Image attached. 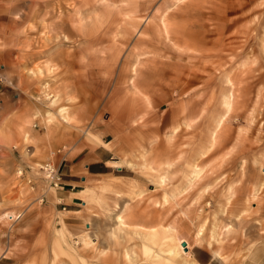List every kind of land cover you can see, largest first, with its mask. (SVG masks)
Masks as SVG:
<instances>
[{
    "label": "rangeland",
    "instance_id": "1",
    "mask_svg": "<svg viewBox=\"0 0 264 264\" xmlns=\"http://www.w3.org/2000/svg\"><path fill=\"white\" fill-rule=\"evenodd\" d=\"M188 260L264 264V0H0V264Z\"/></svg>",
    "mask_w": 264,
    "mask_h": 264
},
{
    "label": "crops",
    "instance_id": "2",
    "mask_svg": "<svg viewBox=\"0 0 264 264\" xmlns=\"http://www.w3.org/2000/svg\"><path fill=\"white\" fill-rule=\"evenodd\" d=\"M112 61H110V62H112ZM109 63L107 64V67H108V65H110ZM108 72H109L108 75L111 76L110 78L112 79L114 77V74H111V71L109 69H108ZM127 72H128V70H127ZM127 75H126V78L128 77ZM118 80L119 79L117 78L115 86H114V88H115L114 94L120 95L121 97H124L125 99L128 98V100H130L132 98L135 101L136 100V98L134 97L135 94H133V93H135V92H133L134 87H136L135 83L133 81L129 82V80H127V81L124 80L123 82H120V84H118L119 83ZM128 82H129V87H123V88L120 87L122 84L128 83ZM136 103H137V101H136ZM136 103H134V104H136ZM73 190H74V187H72L71 189H69V188L65 189L64 187L59 188L56 195L58 196L59 200L61 201V204H64V205H76L77 204L76 202L73 201L74 196H72V195L77 194V192H74Z\"/></svg>",
    "mask_w": 264,
    "mask_h": 264
},
{
    "label": "bare ground",
    "instance_id": "3",
    "mask_svg": "<svg viewBox=\"0 0 264 264\" xmlns=\"http://www.w3.org/2000/svg\"><path fill=\"white\" fill-rule=\"evenodd\" d=\"M71 20H74V19H71ZM63 21V20H62ZM67 23V22H66ZM77 30V29H76ZM153 31V30H152ZM82 32V31H81ZM154 32V31H153ZM75 33V32H74ZM112 36V35H111ZM89 37H91V36H89ZM97 38V37H96ZM89 39V38H88ZM94 40V39H93ZM117 40V39H116ZM93 42V41H92ZM112 43V42H111ZM118 44V43H117ZM90 45V44H89ZM110 65H108V69L111 71V74H113V72L115 71L114 70V67H115V65L117 64V62H115V61H112V62H110L109 63ZM116 68V67H115ZM127 67L126 66H121L120 67V69H119V73H118V76H117V78L119 79L118 81H119V83L118 84H120V82H123L125 79H126V75L128 74V72H127ZM134 94V93H133ZM132 99V98H131ZM134 103H136V100H135V102ZM240 193V192H239ZM238 193V194H239ZM242 193V192H241ZM243 194V193H242ZM231 196V195H230ZM150 243H152V242H150ZM170 260V259H169ZM185 262V261H184ZM193 260H188L187 261V263L188 264H193ZM195 262H197V261H195Z\"/></svg>",
    "mask_w": 264,
    "mask_h": 264
},
{
    "label": "built area",
    "instance_id": "4",
    "mask_svg": "<svg viewBox=\"0 0 264 264\" xmlns=\"http://www.w3.org/2000/svg\"><path fill=\"white\" fill-rule=\"evenodd\" d=\"M45 172L47 174V178H49L50 180H52V182H54V186H57L60 178L59 177L55 178L54 169H52L50 166H46Z\"/></svg>",
    "mask_w": 264,
    "mask_h": 264
}]
</instances>
